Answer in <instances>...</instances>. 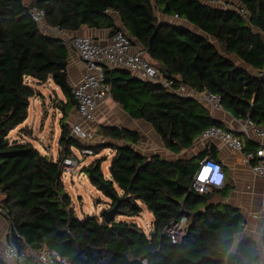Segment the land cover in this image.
Wrapping results in <instances>:
<instances>
[{
    "label": "trees",
    "instance_id": "trees-1",
    "mask_svg": "<svg viewBox=\"0 0 264 264\" xmlns=\"http://www.w3.org/2000/svg\"><path fill=\"white\" fill-rule=\"evenodd\" d=\"M33 7L43 9L45 26L59 32L88 26L114 33L121 29L116 11L132 42L138 41L174 86L216 92L236 118L264 125V75L258 74L264 69V0H0V205L10 224L8 237L19 249L47 247L70 264H264L260 244L252 238L233 250L235 236L245 228L244 215L227 202H210L215 193L227 195V189L193 188L203 153L175 159L146 155L139 149L145 135L121 125L100 124L97 132L104 141L96 146L72 134L66 119L77 100L68 73L70 50L65 39L46 33L34 20ZM157 11L188 20L198 30L161 21ZM104 72L112 98L132 118L151 123L176 153L191 148L206 129L224 128L196 98L125 68L105 66ZM30 78L37 84L52 78L66 96L58 160L32 142L9 137L40 94ZM85 146L96 153L105 147L114 151L110 178L102 168L107 157L84 170L99 177L91 180L112 199L111 207L120 203L119 215L140 216L145 204L154 215L150 234L133 221L77 214L60 160L72 155L73 147ZM182 215L189 219L188 229L173 243L167 227ZM0 264L7 263L0 257Z\"/></svg>",
    "mask_w": 264,
    "mask_h": 264
},
{
    "label": "built area",
    "instance_id": "built-area-1",
    "mask_svg": "<svg viewBox=\"0 0 264 264\" xmlns=\"http://www.w3.org/2000/svg\"><path fill=\"white\" fill-rule=\"evenodd\" d=\"M31 12L34 20L46 33L58 34L59 31L56 28H47L45 26V11L43 9L33 7ZM66 42L71 49H75L79 53L86 64V70L81 82L73 88L79 115L85 121L95 120L96 110L100 103L111 97V86L105 81V66L125 68L143 80L162 83L165 87L178 94L198 99L210 111L223 108L220 94L208 89L200 91L185 83L174 86L175 81L165 77L144 51L131 52L133 46L132 38L124 28L114 32L108 42H102L86 34L73 35ZM258 74L264 75V69L259 71ZM240 132L248 134L249 137L256 136L258 138V147L244 152L245 161L264 180V125L257 124L248 118L245 119L244 124L239 129ZM239 133L219 126H212L197 135L194 143H204V150H213L214 141H219L235 151H244L245 144ZM72 134L81 140L93 138V131L78 122L72 124ZM79 150L83 156L98 155L91 146H85ZM80 163L81 159L75 153L70 156H64L60 161L62 174L65 171L72 172L78 169ZM206 169L209 171L205 177ZM218 174L222 177L219 183L216 182ZM225 182L226 174L223 164L213 157H202L199 161V169L193 180V188L199 192H208L212 188L224 186ZM261 205L264 213V194L261 199ZM4 212V208L0 205V213L3 214ZM254 216L258 217V214H254ZM188 223L189 219L186 215H182L179 219L170 223L167 227V232L173 243L178 242L181 236L186 233ZM18 236L21 235L18 234ZM0 257L7 264H70L66 257L47 247L36 249L28 246L24 250H20L11 237L4 243L0 242ZM144 264H147L146 260Z\"/></svg>",
    "mask_w": 264,
    "mask_h": 264
},
{
    "label": "crops",
    "instance_id": "crops-1",
    "mask_svg": "<svg viewBox=\"0 0 264 264\" xmlns=\"http://www.w3.org/2000/svg\"><path fill=\"white\" fill-rule=\"evenodd\" d=\"M112 14L114 16L117 26L124 28V25H123V22L121 20L119 13H117L116 11H113ZM157 15L159 17V20L161 21H170L174 23H180L193 30H198V27L195 26L193 23L189 22L188 20L179 19L174 16H168L160 12H158ZM76 34H86L96 39H99L102 42H108L113 32L111 28H100L99 29V28H91L88 26H82L79 30H76V31L58 32V35L62 37L63 39H65V42L68 38ZM69 50H70V54H69V63H68V73H69V80L74 88L77 84L81 82L84 72L86 70V64L81 59L79 53L75 49H71L69 47ZM139 50L143 51L138 41L134 40L133 46L131 48V52H136ZM237 60L238 59H236V61ZM238 63L241 64L242 62L238 60ZM29 81L33 83V85H35L40 92L39 95L31 99V103L33 102L36 108L35 118L39 119L40 118L39 115L41 116L40 128H43L42 138L45 140V138H47L48 135L51 134L52 125L50 123L49 127H47L46 129L45 120L48 119V117L50 116L49 114H47V112L49 111L48 109H46V112H45V92L43 91V87H45L46 83H49L50 85L55 84L56 87H54V89L57 90L59 86L54 82L52 78H50L47 82L42 83V84H37V81L34 80L33 78H30ZM49 97H50V100L52 101L53 96L50 95ZM59 101H61V103L57 106V110L61 112V116H59V118L61 122L60 129H61V134H62V118L64 115V109L62 108L61 104H62V101L64 102L66 101V96L64 92H63V97H59ZM38 106H41V109H40L41 111H39V115H38ZM210 112L215 118L223 121L224 129L232 130V131H235L236 133H239V129L242 127V125L245 122L244 119L236 118L234 115H232L231 112L227 111L225 108L216 109ZM106 116H108L109 117L108 120H111V121L105 120ZM29 119H30V107H29V116L22 124L29 122ZM66 122L70 124L71 129H72V124L76 122L80 123L87 129H90L87 126H90V124L93 122H97V125L98 124L121 125V126H125L128 128L140 131L141 134L143 135L146 134V136H148V134L147 133L144 134L145 131H143V129H146V131L147 130L150 131L152 137L150 139L148 138L147 140L143 141L139 146V149L143 151V153H145L146 155L160 154L165 158L175 159L177 157H185V158L189 157L190 158V157L197 155L198 153H203L204 155L202 157L210 156L218 160L219 162L223 164L224 171L226 174V182L224 186L218 187V188L222 190L227 189V195L224 196L222 193H215L212 195L210 202L211 203L227 202L234 206L240 207L244 215V218H245V228L243 232L235 236L236 241H235L233 250H236V247L239 244V242L247 238H252L258 241L259 244L260 242H262V239L264 237V213L262 211L261 199L264 194V180L257 173H255L252 167L249 165V163L245 161V153H244L246 150H254L258 147L259 140L256 136L249 137V135L246 133H242V132L239 133L242 136L244 144H245L244 151H235L231 149L229 146H227L226 144H223L219 141H214L213 150H207V149L204 150V147H205L204 143L197 142V143H194L191 148L185 149L180 153H176L165 146L161 136L156 132V130L154 129L151 123L143 119L132 118L125 111L124 107L120 105L118 102H116L112 98V96L100 103L99 107L96 110L95 120L85 121L84 119H82L79 115L77 106H75L69 112ZM22 124L18 125L16 128L11 130L9 137L13 140L18 139V141H22V142L29 141L33 143L31 138L33 137L38 138V136L34 135L35 133L34 125L35 124L33 125V124L28 123L27 125L21 127L17 135H13V131L17 128H20ZM140 125H142V127H140ZM52 133H54V130ZM61 134L58 140L59 154L56 156L52 152L51 144L49 143L48 138L46 141L40 140L43 145L40 148H38L34 143L33 144L43 154L50 155L54 158V160H58L60 159V153H61V145H60ZM154 141H155L156 146H152ZM141 145H144V148H141ZM45 148H47L49 151L45 152ZM72 149H73V154H74L75 153L74 150L77 149V147H73ZM106 161H109V160H106ZM91 162L92 161L84 162V164L82 165L83 168L81 167V170L86 171L84 170L85 166H88ZM110 162L111 160L108 163V168L110 167ZM109 174H110V171H109ZM66 188H67V185H66ZM77 214L79 215V213ZM254 214H258V217H255ZM137 224L139 225V223ZM9 232H10L9 221L4 215V213L3 214L0 213V242L4 243L9 239L8 237Z\"/></svg>",
    "mask_w": 264,
    "mask_h": 264
},
{
    "label": "rangeland",
    "instance_id": "rangeland-1",
    "mask_svg": "<svg viewBox=\"0 0 264 264\" xmlns=\"http://www.w3.org/2000/svg\"><path fill=\"white\" fill-rule=\"evenodd\" d=\"M157 13H158V11H157ZM54 87H56L55 84L50 85L49 83H46L45 87H43V91L45 92V112H46V109H48L49 111L47 112V114H49V116H50V117H48V119L45 120L46 121V123H45L46 129H47V127H49L50 123L52 125L51 134H49L47 138L49 139V143L51 144L52 152L56 156L59 154L58 140H59V137L61 134V129H60L61 128V122H60V118H59V116H61V112L59 110H57V106L61 103V101H59V97H63V91L59 87L57 88V90H55ZM50 95L53 96L52 101L50 100V97H49ZM39 98H41V97H39ZM35 109H36L35 105L32 102L30 105L29 122H26L25 124H22L20 126V128L15 129L13 131V135H17V133L20 131L21 127L27 125L28 123L33 124V125L35 124L34 125V128H35L34 135L38 136V138L33 137V138H31V140L33 141V143L38 148H40L43 146L40 140H44L42 138L43 128H40L41 116L39 115V111H41L40 110L41 106H38V115L40 117L39 119L35 118L36 117L35 116ZM105 118H106L105 120H108L109 117L106 116ZM108 121H111V120H108ZM99 125L100 124L97 125V122H93L90 124V126H87L88 128H90V130L93 131V138L89 139V140H83L82 139L81 142H83L84 145L96 146V145H99V143H101L102 141H104L102 136L99 135V133L97 132ZM140 127H142V125H140ZM148 127H150V126H148ZM53 130H54V133H52ZM143 131H145L144 134L147 133L149 136L148 137L145 134V140H147L148 138L150 139L152 137L150 131H148V130L146 131V129H143ZM20 135H19V137H20ZM47 138H45L44 141H46ZM152 146H156L155 141H154ZM141 148H144V145H141ZM41 149H43V148H41ZM46 151H49V150L47 148H45V152ZM74 151H75V155L81 159L80 166L78 167V169H75L72 172L65 171L63 173V177H64L65 183L67 185L68 191L70 192V195L72 196V199H73L72 205L74 206L75 210L77 211V213H79L80 216H83L86 213H91V214H97L101 218H103L102 212H103V210L111 207L112 199L109 196H107L103 190L98 189V187L93 184V182L89 178L87 172L82 171L81 167L84 164V162L94 161L97 158L107 157V160L110 161L112 156H113L114 151L111 148L105 147V148H101L98 155H86V156H83L80 153V150L78 148L75 149ZM95 151H96V149H95ZM109 161L105 160L102 163V168H103V171H104L105 176L107 178L110 177L109 176L110 170L108 168ZM116 187L120 191V188L118 186H116ZM142 205H143V212L141 213L140 216L117 215L116 219L117 220H126V221H135V222L139 223V226L146 233L150 234L151 228H152L151 227V224H152L151 221L154 218V215L148 209V207L145 204H142ZM260 253L264 257V247L262 245V242H260Z\"/></svg>",
    "mask_w": 264,
    "mask_h": 264
},
{
    "label": "water",
    "instance_id": "water-1",
    "mask_svg": "<svg viewBox=\"0 0 264 264\" xmlns=\"http://www.w3.org/2000/svg\"><path fill=\"white\" fill-rule=\"evenodd\" d=\"M15 142L18 141V139H14ZM89 178H96V179H99L98 176H95L93 174V171L91 170L90 173H89ZM100 183L101 185L106 188L107 190L109 191H113L110 184L106 181V180H102L100 179ZM119 202H117L113 207L111 208H108V209H105L103 210L102 212V216L103 218L105 219V221L107 222H110L111 220H113L115 217H117V215H119Z\"/></svg>",
    "mask_w": 264,
    "mask_h": 264
},
{
    "label": "clouds",
    "instance_id": "clouds-1",
    "mask_svg": "<svg viewBox=\"0 0 264 264\" xmlns=\"http://www.w3.org/2000/svg\"><path fill=\"white\" fill-rule=\"evenodd\" d=\"M220 179H222V177H220L219 174H218V177H217V181L216 182L219 183L220 182Z\"/></svg>",
    "mask_w": 264,
    "mask_h": 264
},
{
    "label": "snow or ice",
    "instance_id": "snow-or-ice-1",
    "mask_svg": "<svg viewBox=\"0 0 264 264\" xmlns=\"http://www.w3.org/2000/svg\"><path fill=\"white\" fill-rule=\"evenodd\" d=\"M208 171H209V170H207V169L205 170V174H204L205 177L207 176ZM202 178H204V177H202Z\"/></svg>",
    "mask_w": 264,
    "mask_h": 264
}]
</instances>
